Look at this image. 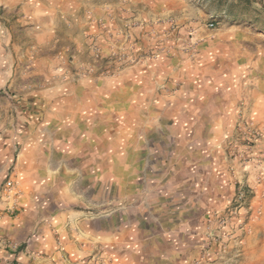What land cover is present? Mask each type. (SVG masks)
<instances>
[{
    "label": "rangeland",
    "instance_id": "1",
    "mask_svg": "<svg viewBox=\"0 0 264 264\" xmlns=\"http://www.w3.org/2000/svg\"><path fill=\"white\" fill-rule=\"evenodd\" d=\"M107 197L89 258L264 264V0H0V207Z\"/></svg>",
    "mask_w": 264,
    "mask_h": 264
},
{
    "label": "crops",
    "instance_id": "2",
    "mask_svg": "<svg viewBox=\"0 0 264 264\" xmlns=\"http://www.w3.org/2000/svg\"><path fill=\"white\" fill-rule=\"evenodd\" d=\"M210 83L213 84L212 81ZM217 83L221 84L220 81ZM214 97L211 93H207L206 103L203 107L212 105L215 108V105L221 107L223 104L226 106L222 100L217 101L216 104ZM182 99L186 100L187 96L185 95ZM237 108V105L227 107V111L223 113L220 109L219 114L230 113L233 109L237 111ZM61 145L62 139L58 144L56 143V152L59 154L57 153L55 160L58 161L57 163L64 162L66 165H73V163L70 164L66 154L57 150L62 147ZM62 156L64 160H62ZM84 157L89 158L90 156L87 154ZM48 160L51 158H43L41 161H44V164H49ZM46 168L47 166H44V172L39 171L36 175L44 176L48 169ZM96 171L103 173L98 167ZM28 172L32 171L28 170ZM27 177L30 176L27 175ZM101 178L108 180V174ZM106 187L108 188V183ZM28 188H25L26 192ZM26 192L20 200L24 204H27L28 200ZM107 195L106 189L105 193L103 192V197ZM102 202L104 204V200ZM105 204L107 205L106 209L103 207L102 214L95 217H87L81 213L78 215L62 213L61 210H49L43 214L40 210H19L17 214H13L9 208L0 207V235L13 243L11 248H0V264H121L119 262L122 257L120 252L118 250L111 251L108 246H101L102 252L91 258L87 256L93 250V245L86 243L90 238H101L102 241L110 242L108 197L105 199ZM116 233L114 234L116 235ZM134 259H136V254Z\"/></svg>",
    "mask_w": 264,
    "mask_h": 264
},
{
    "label": "built area",
    "instance_id": "3",
    "mask_svg": "<svg viewBox=\"0 0 264 264\" xmlns=\"http://www.w3.org/2000/svg\"><path fill=\"white\" fill-rule=\"evenodd\" d=\"M242 195H243V192H240L239 196H242ZM12 246H13L12 242L8 241L7 239H5L4 237L0 235V248L7 249V248H11Z\"/></svg>",
    "mask_w": 264,
    "mask_h": 264
}]
</instances>
